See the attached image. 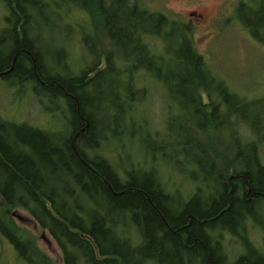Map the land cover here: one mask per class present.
Instances as JSON below:
<instances>
[{
	"label": "trees",
	"instance_id": "16d2710c",
	"mask_svg": "<svg viewBox=\"0 0 264 264\" xmlns=\"http://www.w3.org/2000/svg\"><path fill=\"white\" fill-rule=\"evenodd\" d=\"M0 2L8 11L0 44L9 49L0 52L1 80L17 88L14 98L31 91L40 113L56 117L33 126L0 115V236L19 259L264 264L249 226L257 214L250 200L264 204V140L254 136L256 123L264 124V89L263 96L233 92L197 53L188 25L140 0ZM74 12L90 28L85 52L96 56L78 73L50 49L36 50L39 17L66 21ZM20 16L29 29L13 28ZM233 17L264 47V0L239 1ZM149 81L169 98L158 129L143 110ZM13 210L46 232L59 261ZM234 235L246 252L231 261L223 244Z\"/></svg>",
	"mask_w": 264,
	"mask_h": 264
},
{
	"label": "rangeland",
	"instance_id": "374dc122",
	"mask_svg": "<svg viewBox=\"0 0 264 264\" xmlns=\"http://www.w3.org/2000/svg\"><path fill=\"white\" fill-rule=\"evenodd\" d=\"M146 7L169 15L171 11L180 13L195 6L192 0H140ZM200 2L204 8L208 21L205 25L212 23L210 31H206L202 27L189 28L191 37L194 41L195 49L199 53L207 65L217 78L226 81L227 85L233 92H243L250 96H263L258 90L264 89V47L254 41L247 32L241 27L238 19L233 17V10L238 1L247 0H196ZM8 14L4 9L3 3L0 2V28L4 25L3 17ZM74 12L66 21L54 18V21L41 20L43 38L52 40L53 46L46 47L51 49L54 59L58 63L63 60L71 63L74 73H78L82 65L93 64L96 62L95 54L85 52L84 36L91 34L89 25L81 15ZM182 22L185 23L182 16ZM59 20V23L55 21ZM71 19H74V26ZM83 33H82V32ZM84 35V36H83ZM91 36V35H90ZM92 37V36H91ZM49 45V44H48ZM96 48V47H95ZM62 50L65 51L63 54ZM69 58L66 59V55ZM55 62L56 66L57 63ZM143 74H139L142 77ZM141 80L138 78L137 81ZM140 87L141 84H138ZM16 87L9 85L0 79V115L3 119L14 123L27 122L33 126H46L50 122H55L56 117L50 116L48 113L41 114L40 108L34 103L31 91L25 93L19 99L14 98ZM147 104L144 103L143 110L145 116L152 121V127L158 129L163 123L162 108L168 105L169 98L164 89L158 82L149 81V91L147 95ZM51 106V104H50ZM176 106V111H177ZM54 118V119H53ZM56 123V122H55ZM111 127V125H109ZM261 157L264 163V146L261 147ZM163 169L169 173L175 174L168 167ZM177 182V181H176ZM21 215L27 216L20 212ZM253 228L250 235L252 243L257 248L264 250V224L256 222L254 218L249 222ZM26 227L37 237L38 246L43 249L53 260H60V253L53 244V252H49L42 241H38L41 235L39 228L33 224ZM248 232L250 228L247 229ZM249 237V234L246 233ZM238 236L228 237L225 241L224 248L229 251L231 261L246 252V248L241 246ZM250 239V238H249ZM0 264H25L18 258L13 246L3 237L0 236Z\"/></svg>",
	"mask_w": 264,
	"mask_h": 264
},
{
	"label": "bare ground",
	"instance_id": "6f19581e",
	"mask_svg": "<svg viewBox=\"0 0 264 264\" xmlns=\"http://www.w3.org/2000/svg\"><path fill=\"white\" fill-rule=\"evenodd\" d=\"M38 16H40V15H38ZM37 16V17H38ZM42 19H44V21H54L53 20V18H51V17H48V16H42V17H39V20H42ZM55 21H57L58 23H59V20L58 19H56ZM17 23H19V24H21L22 26L24 25V27L25 28H27V29H29L30 28V23H29V19L27 20L26 19V17L25 16H20L19 18H18V20H17V22L14 24V27L13 28H15V29H19L18 28V26H17ZM7 28L8 29H10V30H13L12 29V25L11 24H9L8 26H7ZM20 31V30H19ZM38 33V36L36 37V39L38 40V39H40V44L38 43V47L36 46V50L37 51H39V52H41V51H43L44 49H43V47H49L50 48V46H53V44H54V42L52 41V40H45V38H43V33L41 32V31H38L37 32ZM20 34H21V31H20ZM5 33H3V32H0V40L1 39H4L5 38ZM49 44V45H48ZM3 49H5L6 50V52L8 53L9 52V49H8V46H3V45H1L0 44V52H3ZM51 50V49H50ZM53 57H54V55H53ZM31 60H32V58H31ZM54 61V60H53ZM32 64V63H31ZM63 71V70H62ZM63 76H65V77H67V72L64 70L63 71ZM1 75V74H0ZM137 75H138V73H137ZM136 75V76H137ZM0 79H1V77H0ZM28 83H30L29 81H27V83H26V85H28ZM30 85H31V83H30ZM30 85H28V86H30ZM57 90H58V88L56 89L55 88V86L52 88V91H53V94L55 95V96H59V93L57 92ZM96 94L94 93V96H95ZM261 112H262V107L261 106H257L256 107V115H258V117L259 118H261ZM257 124V125H256ZM256 124H253V126H255L254 128V136L257 138V140H264V124L263 123H256ZM262 146H264V145H262ZM261 146V147H262ZM261 147H260V155H261ZM261 159H262V157H261ZM263 160V159H262ZM185 170H189V171H192L193 169H192V166H190L189 164L188 165H186V167H185ZM251 201V203H252V208L256 211V220L258 219V221H260V222H262L263 224H264V204H262V203H260V202H257L256 200H250ZM250 226V225H249ZM253 257H255V256H253Z\"/></svg>",
	"mask_w": 264,
	"mask_h": 264
},
{
	"label": "flooded vegetation",
	"instance_id": "af4514ba",
	"mask_svg": "<svg viewBox=\"0 0 264 264\" xmlns=\"http://www.w3.org/2000/svg\"><path fill=\"white\" fill-rule=\"evenodd\" d=\"M191 2L195 4V6L185 9L182 12V15L180 13L171 11L170 13L172 14L173 18H180V16H182L185 20V24L188 25L190 29L202 27L206 31L210 32V28L213 26V24L208 22V24L205 25L208 21V17L205 14L202 4L196 0H192Z\"/></svg>",
	"mask_w": 264,
	"mask_h": 264
},
{
	"label": "water",
	"instance_id": "95a60500",
	"mask_svg": "<svg viewBox=\"0 0 264 264\" xmlns=\"http://www.w3.org/2000/svg\"><path fill=\"white\" fill-rule=\"evenodd\" d=\"M11 216H12L15 220H17L20 224H22V225H30V224H32V222L30 221V219L21 216L16 210H14V211L11 212ZM34 226H35V225H34ZM39 241H42V242L45 244V246H46V248H47V250H48L49 252H51V253L53 252V243H52L51 240L48 238V236L46 235L45 232H43V233L40 235V237H39Z\"/></svg>",
	"mask_w": 264,
	"mask_h": 264
}]
</instances>
